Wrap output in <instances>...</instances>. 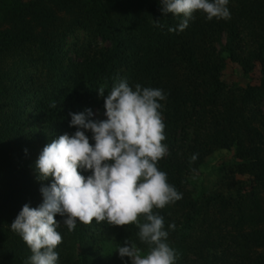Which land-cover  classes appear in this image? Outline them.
I'll list each match as a JSON object with an SVG mask.
<instances>
[{
  "label": "trees",
  "instance_id": "obj_1",
  "mask_svg": "<svg viewBox=\"0 0 264 264\" xmlns=\"http://www.w3.org/2000/svg\"><path fill=\"white\" fill-rule=\"evenodd\" d=\"M162 7L161 0H122L119 6L114 0H0V14L18 13L11 28L0 22V264H25L32 255L10 226L25 204L33 208L42 204L40 189L53 182L51 177L37 179L29 153L36 147L42 152L60 135H73L77 129L69 126V113L86 109L94 113L98 88L111 91L120 79L133 89L140 84L161 89L166 96L159 102L166 137L162 143L168 155L157 167L182 198L153 212L164 217L167 243L184 258L179 264H234L224 251H209L211 231L233 221L238 228L248 221L264 226V210L256 197L258 190L264 193V133L257 129L264 126V0H229L230 19L208 20L206 14L196 12L186 29L173 32L168 29L180 22L168 21ZM118 8L121 11L116 12ZM64 13L75 16L66 20L67 25ZM39 18L41 26L50 30L55 26L53 37L33 35L32 23ZM155 20H160V27ZM74 28L98 31L77 60L64 64L63 41ZM228 65L237 66L245 77L258 65L259 83L228 85L222 79ZM32 92L36 97L29 108L26 96ZM53 101L55 108L50 107ZM31 117L38 123L32 128L27 126ZM234 144L240 146L241 172L251 175L252 184L237 194L205 200L207 206L212 201L218 206L221 216L213 219L210 209L200 207L203 204L185 190L186 176L194 174L215 149ZM80 171L85 177L91 175ZM174 209L183 215V234L168 227L174 223L169 215ZM55 219L62 223L64 218L57 214ZM57 230L63 238L55 249L57 264H130L117 251L126 239L147 251L135 224L77 221L74 231L63 224ZM254 233L241 235L246 246L264 247V228ZM232 238L238 240L239 235ZM112 241L115 250L106 262L96 252H106ZM183 248L193 258L185 257ZM250 254L256 264H264V252Z\"/></svg>",
  "mask_w": 264,
  "mask_h": 264
},
{
  "label": "clouds",
  "instance_id": "obj_2",
  "mask_svg": "<svg viewBox=\"0 0 264 264\" xmlns=\"http://www.w3.org/2000/svg\"><path fill=\"white\" fill-rule=\"evenodd\" d=\"M229 0H161V11L183 16L177 28L183 31L196 12L208 20L230 19ZM160 27V20H155ZM104 98L106 119L94 120L91 109L69 113L70 127L77 130L51 140L43 148L35 164L37 179L53 182L42 186L43 202L33 208L25 204L10 229L20 235L32 255L25 264H57L62 243L57 230L61 224L74 231L77 221L88 225L107 222L111 226L135 224L138 237L147 245L142 251L126 239L117 251L131 264H175L179 253L167 243L164 217L153 209H163L182 198L167 174L158 169L161 158L168 155L165 124L159 101L166 99L163 90L141 87L134 89L126 79L114 83ZM51 108L56 107L53 101ZM91 132V140L86 135ZM194 155L192 159L194 160ZM81 169L90 171L85 177ZM59 214L62 223L55 219ZM143 217V222L140 218ZM169 229H175L170 224Z\"/></svg>",
  "mask_w": 264,
  "mask_h": 264
},
{
  "label": "rangeland",
  "instance_id": "obj_3",
  "mask_svg": "<svg viewBox=\"0 0 264 264\" xmlns=\"http://www.w3.org/2000/svg\"><path fill=\"white\" fill-rule=\"evenodd\" d=\"M25 1V0H22ZM32 1V0H27ZM115 3L119 6L120 2L122 0H114ZM121 11L120 8L116 12ZM70 14V13H69ZM69 14L64 13V24H66V20L71 21L75 18L74 15L70 16ZM17 15L10 14V15H3L0 14V22L4 23V27L11 28L13 25H15L17 21ZM85 17V15L83 13ZM183 19V16H175L171 13H167V20L174 23H179ZM175 23V24H176ZM60 22H57V25ZM34 27H31V32L35 37L43 38L47 40L50 37H53L55 26L53 30L48 29L46 26H41L40 24V18L37 19L32 23ZM56 25V26H57ZM67 25V24H66ZM97 28V27H96ZM73 32L67 33L65 36V39L63 41V59L64 64H66L69 61H75L80 56L81 53L84 52V47L90 42H93V37L95 34H97V29H83V28H74L72 30ZM41 53V52H40ZM42 54V53H41ZM222 79L225 83L228 85L237 84L235 86L240 87H246L248 84L250 85H257L259 83L260 79V67L256 65L254 70L247 75V77L243 76L240 69L235 65H228L226 69L223 72ZM104 87V86H102ZM105 88V87H104ZM109 89L105 88L104 96L106 97L108 95ZM33 92L28 97L26 96V104L30 108L33 104V96H35ZM36 97V96H35ZM98 107L94 109L93 116L97 120H103L106 119L105 116V108H104V98L98 96ZM262 113L264 115V101L261 106ZM27 126L32 128V124H38L36 120L32 119V117L27 120ZM257 129H260L261 133H264V126H257ZM87 135L90 138V142L94 143V141L91 140L92 133L87 132ZM240 146H236L235 144L232 145L228 149H215L211 155H209L205 160L203 165L192 175H187V184L185 185V190L189 192L191 197L196 199V201L199 204H203L200 207H207L210 209L211 217L214 219H217V216H221V214L218 211V206L213 204V201L210 206H207L205 204V200H208L211 202L213 197L215 196H225L228 197L231 194H237L239 192H242L244 189H247L252 184V178L251 175L246 173L245 171L241 172V164L239 161V158L237 156V151L239 150ZM238 149V150H237ZM242 149V148H241ZM31 159L35 162L38 160L39 155L41 154V151L38 147L35 148L32 152L29 153ZM256 197L259 198L260 207L262 210H264V193L256 194ZM170 218H172V222L175 223V227L177 231H179L178 234H181L183 232V228L180 226V223H182L183 215L181 211L175 210L171 212ZM219 220V219H218ZM217 220V222H218ZM216 222V223H217ZM235 221H233L230 224H226L225 227L222 228V230L215 229L211 232L214 233L213 242L212 245H209V251L217 250V254H221L223 251L225 252V256L227 257L228 261L234 264L241 263V264H256V260H254V255L250 254L249 252L256 251L257 253H263L264 247H254L253 244H247L244 243L246 240L241 237V235H244L246 237L248 236H255L257 235L254 233L255 231L260 230L261 228H264L263 225H255L251 224L249 221L246 223V225H243L238 228V224L236 222V226H234ZM193 225V224H192ZM191 225V226H192ZM238 228V229H237ZM197 229V228H196ZM227 233V235H221L222 233ZM188 233V230L186 231ZM183 234V233H182ZM239 235L238 240H234L232 237L235 235ZM185 239V236H184ZM245 244V246H243ZM252 247V249H251ZM241 248L243 250H241ZM106 252H96V254L104 259V261H108L115 250V244L112 241L110 244H107L106 246ZM75 252H78V249L75 248ZM187 254V256H186ZM183 255L185 257L193 258V255L188 253L185 248H183ZM129 258V257H128ZM184 259L182 257V253L179 252V256L177 260L175 261V264H179L180 260ZM244 260V262H243ZM2 262L0 258V263ZM129 262L131 264V259L129 258Z\"/></svg>",
  "mask_w": 264,
  "mask_h": 264
}]
</instances>
